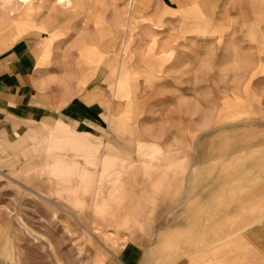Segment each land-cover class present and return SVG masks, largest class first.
Returning <instances> with one entry per match:
<instances>
[{"label": "rangeland", "instance_id": "rangeland-1", "mask_svg": "<svg viewBox=\"0 0 264 264\" xmlns=\"http://www.w3.org/2000/svg\"><path fill=\"white\" fill-rule=\"evenodd\" d=\"M129 1L142 6L131 17ZM176 2L31 0L0 22L2 50L48 34L34 86L50 98L0 105V264H224L202 258L228 240L207 231L248 216L264 228V0ZM148 55L168 86L131 71ZM74 102L99 116L57 110ZM57 127L86 140L79 157L58 151L79 174L49 165ZM204 202L224 223L204 222ZM249 245L230 263L264 264V237Z\"/></svg>", "mask_w": 264, "mask_h": 264}, {"label": "crops", "instance_id": "crops-1", "mask_svg": "<svg viewBox=\"0 0 264 264\" xmlns=\"http://www.w3.org/2000/svg\"><path fill=\"white\" fill-rule=\"evenodd\" d=\"M165 3H177V0H163ZM186 2V5H191L192 0H184ZM31 0H0V22L2 23L3 19L10 18V16L17 14L22 8L26 7ZM57 4H60L63 7H69L70 3L67 5L62 4L58 0H56ZM129 4V14L131 17V14L134 11H140L141 5H136L133 2H128ZM29 13V12H26ZM131 19V18H130ZM129 27V23L126 25ZM4 31L3 29H0V105H3L6 107V112L4 113L9 114V107H24L25 104L31 100H35L41 105L49 104L50 98L48 95H42L41 93L37 92V89L35 88V80L38 76V66L37 64L39 61L43 59V51L42 46L43 42L48 40V34L43 33L41 36L42 41L38 42L35 38H27L22 39L21 41L16 42L13 39H10L9 45L7 47H10L7 50L5 49V40H4ZM128 38V37H127ZM124 38L122 41L120 51L119 53L121 56L125 57L129 49H131V40ZM115 41V40H114ZM113 44V43H112ZM110 45L107 47L106 50H104L105 53L114 52L115 45ZM133 45V44H132ZM110 49V50H109ZM116 61L114 58H108L104 64V68H109L110 65H116ZM163 61V59L155 58L151 55H148L146 57L139 58L136 63L138 64L137 67H131V71L138 75H144L145 81L147 84H150L154 81L160 82L162 80V84L164 86H168L167 84L163 83V79H158L152 75H150L148 72L150 68L156 69L159 64ZM118 64V63H117ZM127 64V63H126ZM81 65V71L85 66ZM119 66V65H118ZM83 72V71H82ZM176 81V78L174 82ZM127 79H122L119 83V89L121 95H126L125 92L127 90ZM34 100V101H35ZM88 101V98H86ZM71 106V108L67 110H63L61 107H57L58 111L64 112L68 117L74 119V120H82L83 118L94 120L99 115L95 112V110L90 109L88 107L83 106V104H76ZM13 114H17L15 112H11ZM49 122H54L53 120L47 119ZM63 129L60 130V127H57L54 134H52V145L51 150L54 151L52 156L50 155L51 162L50 167H53L56 171L57 175H63V174H79L80 169H74L70 167L69 161H62L61 160V154L58 153L59 149L62 147L71 150V153L74 156H81L82 155V147L86 145V140L83 136L78 135L71 136V135H62ZM140 147L144 146V142L139 140ZM79 153V154H78ZM248 189V187H245ZM240 189H232L231 191H237L239 192ZM207 192H211V194H218L223 193V190L221 188H211V189H205L203 190V194H206ZM221 195V194H220ZM198 205L201 207V213H203L204 216V222L210 223L212 220L217 222L219 225L224 223L226 220V217H208L206 215V207L208 206L207 203H198ZM204 209V210H203ZM222 211V210H221ZM264 216V214H263ZM214 218V219H213ZM206 220V221H205ZM256 217H250L248 216L244 222L239 224L238 229L234 228L233 226H229V228H222V230H216L215 232L210 234V231H207L206 236L203 237V242H206L210 244L213 242V240H225L228 238V240L225 242H220L219 245H217V250L213 253H206L202 256V258L206 260H213L216 259L219 262H222L224 264H231V260H237L238 257L242 254L251 253L252 248L249 245V241L251 237H257L259 236L260 239L264 237V228H261L257 230L256 228H251L250 226L255 224ZM208 228V227H207ZM194 234V228L192 225H189L187 228V234L186 237L192 238ZM263 236V237H262ZM176 238H179L177 236ZM175 239V238H174ZM210 239H213L210 241ZM177 241V240H175ZM203 242L201 241V246L203 245ZM240 264H244L242 262H238Z\"/></svg>", "mask_w": 264, "mask_h": 264}, {"label": "bare ground", "instance_id": "bare-ground-1", "mask_svg": "<svg viewBox=\"0 0 264 264\" xmlns=\"http://www.w3.org/2000/svg\"><path fill=\"white\" fill-rule=\"evenodd\" d=\"M62 2L65 4V3H68V0H62ZM68 6V5H67Z\"/></svg>", "mask_w": 264, "mask_h": 264}]
</instances>
